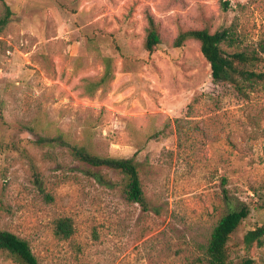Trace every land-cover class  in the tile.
<instances>
[{
  "label": "rangeland",
  "instance_id": "374dc122",
  "mask_svg": "<svg viewBox=\"0 0 264 264\" xmlns=\"http://www.w3.org/2000/svg\"><path fill=\"white\" fill-rule=\"evenodd\" d=\"M5 6L0 229L39 264H198L218 220L246 206L229 264H264V237L243 244L264 226V83L215 84L197 42L172 46L180 30L207 27L227 31V53H261L264 0H0V17ZM146 12L162 34L151 54ZM104 57L112 77L92 89ZM247 69L264 72V62ZM58 134L96 155L134 158L149 210L125 199L118 173L34 144ZM60 218L73 222L68 239L54 233ZM0 264L17 263L0 250Z\"/></svg>",
  "mask_w": 264,
  "mask_h": 264
},
{
  "label": "trees",
  "instance_id": "16d2710c",
  "mask_svg": "<svg viewBox=\"0 0 264 264\" xmlns=\"http://www.w3.org/2000/svg\"><path fill=\"white\" fill-rule=\"evenodd\" d=\"M224 7H227L226 2ZM11 17L10 8L5 6L3 16L0 17V33L8 25ZM145 17L147 25L142 47L144 51L151 54L161 45L162 34L160 25L149 12H146ZM227 37L228 33L224 29L211 31L207 27L188 28L177 33L172 46L181 48L190 40L197 42L202 56L210 65L212 81L215 84L228 83L237 91H242L243 82L264 83V72L256 73L247 69V67H253L264 62V49L261 53H227L221 48V44ZM102 61L105 67L104 74L100 82L95 84L92 89L97 88L100 84L103 85L112 77L111 59L104 57ZM34 144L41 147H63L75 161L88 168L107 169L118 173L125 182L123 189L125 199L129 203L138 204L144 211L149 210L150 205L142 189L138 163L134 158L96 155L85 146L71 144L62 134L53 137L38 136ZM94 175L97 176V174ZM98 180L107 186L111 184L101 175ZM36 181L38 184L40 183L39 180ZM249 214L250 210L246 206H242L223 215L213 228L203 257L198 261V264H229L231 256L230 239ZM54 233L61 239L70 238L74 233L72 220L70 218L56 220ZM263 237L264 226L248 231L243 237V244L245 248H250L254 244L261 246ZM0 250L9 253L17 264H39L25 240L2 229H0ZM238 264H255V261L251 258H244Z\"/></svg>",
  "mask_w": 264,
  "mask_h": 264
}]
</instances>
